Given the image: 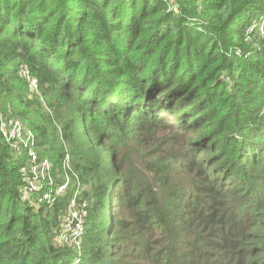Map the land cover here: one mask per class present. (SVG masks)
Returning a JSON list of instances; mask_svg holds the SVG:
<instances>
[{
  "label": "trees",
  "instance_id": "obj_1",
  "mask_svg": "<svg viewBox=\"0 0 264 264\" xmlns=\"http://www.w3.org/2000/svg\"><path fill=\"white\" fill-rule=\"evenodd\" d=\"M262 31L264 0H0V117L36 152L0 133V264H264Z\"/></svg>",
  "mask_w": 264,
  "mask_h": 264
},
{
  "label": "built area",
  "instance_id": "obj_2",
  "mask_svg": "<svg viewBox=\"0 0 264 264\" xmlns=\"http://www.w3.org/2000/svg\"><path fill=\"white\" fill-rule=\"evenodd\" d=\"M262 33H264L262 31ZM32 85L35 87L36 84L33 81ZM0 133L3 140L11 148L17 150H23L27 156L30 158L31 162L36 161V152H35V140L32 132L26 128L21 122L17 120L7 121L3 117H0ZM39 168H42L40 174L44 175L48 171L49 165L46 160H43L40 164H34L31 168L32 177L28 180V187L23 192L24 199L29 198L31 194L35 191L41 189L37 186L39 180ZM45 186L47 184H44ZM48 185H51L48 183ZM65 185L60 186L56 189V194L60 195L64 191ZM47 193H42V198L52 201V189L48 188ZM81 208H84L82 205ZM86 217V212L84 210H78L76 207H70L69 216L62 224V229L57 237V242L68 243L71 245H77L80 237L84 231V220Z\"/></svg>",
  "mask_w": 264,
  "mask_h": 264
}]
</instances>
